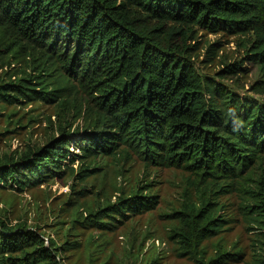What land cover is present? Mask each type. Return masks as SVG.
Masks as SVG:
<instances>
[{
	"label": "trees",
	"instance_id": "16d2710c",
	"mask_svg": "<svg viewBox=\"0 0 264 264\" xmlns=\"http://www.w3.org/2000/svg\"><path fill=\"white\" fill-rule=\"evenodd\" d=\"M196 27L254 32L248 56L264 69V0H0V43L5 35L16 53L24 50L36 60L37 50L56 54L104 112L102 130L64 129L61 138L0 164V187L25 189L61 173L77 156L68 149L75 135L81 136L85 156L111 154L121 142L148 162L212 179L237 177L252 163H262L264 102L207 84L187 62ZM238 64L224 71L236 73ZM31 82L0 83V98L15 103L17 95L32 98L31 92L46 99L57 92L28 87ZM154 199L136 191L91 214L96 218L91 221L107 227L112 223L99 216L117 221L115 214L150 208ZM201 215L186 219L178 231L188 252L219 226ZM0 264L65 263L52 240L0 220Z\"/></svg>",
	"mask_w": 264,
	"mask_h": 264
},
{
	"label": "rangeland",
	"instance_id": "374dc122",
	"mask_svg": "<svg viewBox=\"0 0 264 264\" xmlns=\"http://www.w3.org/2000/svg\"><path fill=\"white\" fill-rule=\"evenodd\" d=\"M255 37L252 31L196 27L184 57L207 84L264 102V69L248 56ZM16 50L4 35L0 83L26 78L33 81L28 87L57 92L46 99L31 92L32 98L17 95L15 103L0 98V164L61 138L64 129L102 130L104 112L95 95L56 54L37 50L36 60ZM233 63L241 68L226 73ZM217 98L223 103V96ZM79 137L68 146L75 161H68L61 173L25 189L0 187V220L52 240L65 264H264V161L252 163L240 176L212 179L184 167L148 162L121 142L111 154L85 156ZM136 191L154 196V204L125 217L115 214L117 221L99 216L112 223L107 227L91 221L96 219L91 214ZM197 213L219 226L188 252L178 231Z\"/></svg>",
	"mask_w": 264,
	"mask_h": 264
}]
</instances>
